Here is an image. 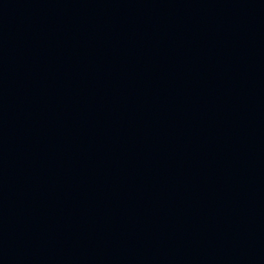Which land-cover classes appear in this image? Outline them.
<instances>
[{
    "label": "water",
    "instance_id": "obj_1",
    "mask_svg": "<svg viewBox=\"0 0 264 264\" xmlns=\"http://www.w3.org/2000/svg\"><path fill=\"white\" fill-rule=\"evenodd\" d=\"M0 264H264V0H0Z\"/></svg>",
    "mask_w": 264,
    "mask_h": 264
}]
</instances>
